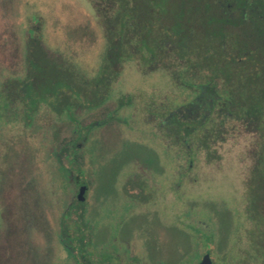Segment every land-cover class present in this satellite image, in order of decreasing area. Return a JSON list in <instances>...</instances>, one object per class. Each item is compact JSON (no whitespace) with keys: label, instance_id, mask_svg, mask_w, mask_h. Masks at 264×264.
Instances as JSON below:
<instances>
[{"label":"rangeland","instance_id":"obj_1","mask_svg":"<svg viewBox=\"0 0 264 264\" xmlns=\"http://www.w3.org/2000/svg\"><path fill=\"white\" fill-rule=\"evenodd\" d=\"M32 36L77 74L99 73L106 40L90 0H0V91L26 76ZM146 71L128 62L102 104L75 112L79 126L46 105L29 123L22 106L0 118V214L7 215L0 226L10 239V264L29 252L38 264H76L63 248V227L73 246L83 239L94 264H103L111 246L120 264H187L208 251L215 264H251L241 255L252 227L246 195L253 136L231 135L211 162L200 152L189 168L153 115L186 92L164 69ZM90 123L102 124L86 128ZM70 138L80 162L59 151Z\"/></svg>","mask_w":264,"mask_h":264},{"label":"trees","instance_id":"obj_2","mask_svg":"<svg viewBox=\"0 0 264 264\" xmlns=\"http://www.w3.org/2000/svg\"><path fill=\"white\" fill-rule=\"evenodd\" d=\"M90 1L106 40L99 73L94 78L77 74L73 65L51 56L41 39L30 37L27 74L10 84L23 88L26 118L32 119L42 103L56 108L67 91L69 117L79 126L75 112L102 104L128 62L136 61L146 72L164 69L186 95L153 115L159 116L167 145L177 148L189 168L200 152L211 162L216 146L231 135L253 136L246 195L252 227L241 257L264 264V0ZM10 101L0 92V118L17 109L4 108ZM130 101L127 97L119 107ZM76 142L71 139V153L80 162Z\"/></svg>","mask_w":264,"mask_h":264},{"label":"flooded vegetation","instance_id":"obj_3","mask_svg":"<svg viewBox=\"0 0 264 264\" xmlns=\"http://www.w3.org/2000/svg\"><path fill=\"white\" fill-rule=\"evenodd\" d=\"M21 89H23V88H21L19 86L6 85L3 88V90L0 91V92L5 93V96L9 100H11L10 103H8V105L6 104L7 106L4 105V108L6 110L9 108V105H10V108H12V109H15V108L18 109L19 106H22L23 107V110H24L25 103L23 102L22 96L20 95L21 94ZM62 98H63V102L62 101L61 102H58L56 104L57 105L56 108L55 107H52L51 105H46V103H42L41 105L42 106L46 105L47 107L50 108L51 111H53V113H55L59 117H67V118L70 119L68 108L65 105V103H67L68 102V99H69V92L64 91L62 93ZM39 110H40V108L38 109V111ZM38 111L35 113V115L33 116V118L36 116V114L38 113ZM3 114H4V117L3 118L10 117V116L13 115L12 112L8 114L7 111L4 112ZM8 115H10V116H8ZM23 115L26 118V115H25L24 112H23ZM32 119L26 118L27 123H29ZM71 144H72L71 143V138L68 139V140L65 139L64 140V143L60 146L61 148L59 150V151H62L63 152V155L66 154V153H68L69 160H71V148H70ZM62 152H58L57 158L59 160H61L60 158H61ZM61 168H63V170H65L70 175V177H71L72 170H71V167L70 166L62 165ZM82 185H86V184L85 183L84 184H81L80 187ZM87 188H88V186H87ZM76 199L80 203H82L84 201V200L83 201H80L78 199V194L76 195ZM1 215L2 214H0V217H1ZM2 216H5L7 218V215H5V214L2 215ZM1 227H3V225L0 226V264H10L9 263V257H8V245H9L8 240L10 241V239H9V236L7 235L8 233H5V231L3 232V230L1 229ZM13 230H14V228H13ZM62 230H63V232H62V235H61L62 236L61 242L63 244V248L75 260L76 264H94L93 263V260L91 258V253L86 250L85 246H83V239L80 238L79 239V244L77 246H73L72 245V239L71 238H68L67 234H65L66 233V230H65L64 227H63ZM9 232H10V230H9ZM34 248H36V247L34 246ZM111 248H112V251H110V252L104 251L103 253H101L102 259L99 262H102L103 264H107V263L108 264H120L119 262L118 263H114V261H116L119 258L118 254H117V247L111 246ZM207 253L210 254L209 251L206 252L205 254H207ZM21 254H22V251H21ZM16 260H18V262L16 261L15 264H38L37 257L34 256L33 252H29L26 256H17ZM200 262L201 261H192V262L187 263V264H200ZM213 264H215V262H213Z\"/></svg>","mask_w":264,"mask_h":264},{"label":"water","instance_id":"obj_4","mask_svg":"<svg viewBox=\"0 0 264 264\" xmlns=\"http://www.w3.org/2000/svg\"><path fill=\"white\" fill-rule=\"evenodd\" d=\"M87 189V186L86 185H82L80 188H79V193H78V199L80 201H83L85 199V196H84V193ZM200 264H213V261L211 259V256L210 254H205L200 262Z\"/></svg>","mask_w":264,"mask_h":264}]
</instances>
